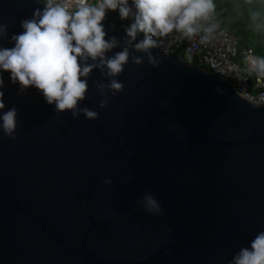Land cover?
Listing matches in <instances>:
<instances>
[{"label": "water", "instance_id": "95a60500", "mask_svg": "<svg viewBox=\"0 0 264 264\" xmlns=\"http://www.w3.org/2000/svg\"><path fill=\"white\" fill-rule=\"evenodd\" d=\"M44 6L0 0V48ZM103 24L117 42L106 57L129 59L117 76L82 61L95 67L78 109L96 119L56 112L0 70V116L17 109L16 139L0 128V264H228L264 231V103ZM149 194L163 214L148 213Z\"/></svg>", "mask_w": 264, "mask_h": 264}, {"label": "clouds", "instance_id": "9594fccd", "mask_svg": "<svg viewBox=\"0 0 264 264\" xmlns=\"http://www.w3.org/2000/svg\"><path fill=\"white\" fill-rule=\"evenodd\" d=\"M44 4L42 10H35L32 19L21 21L24 31L11 37L15 46L0 48V70L11 73V81L19 82L21 92L34 86L48 104L55 105L56 112L71 111L76 117L83 111L88 119H96L99 114L88 108L78 109V103L88 91V82L82 77H87L95 65L83 62L100 59L101 66H107L108 75L117 76L129 59L127 48L112 58L106 57L117 43L114 37L105 39L103 21L108 10L118 9L121 19L134 17L127 35L135 40L138 33H143V39L135 44L137 50L143 51L156 46L154 37L173 31L193 36L199 22L215 10L214 0H133L134 13L128 0H44ZM250 62L264 75V57L252 58ZM135 63H140V59ZM3 86L0 76V88ZM108 87L119 92L123 84L113 79ZM3 97L4 92L0 91V109L5 107ZM16 117L15 107L0 116V128L11 139H16ZM145 208L149 214H163L161 204L151 194L145 197ZM228 264H264V231L255 236L250 247L240 248Z\"/></svg>", "mask_w": 264, "mask_h": 264}, {"label": "built area", "instance_id": "2783aa9c", "mask_svg": "<svg viewBox=\"0 0 264 264\" xmlns=\"http://www.w3.org/2000/svg\"><path fill=\"white\" fill-rule=\"evenodd\" d=\"M89 2L95 3L96 0ZM128 7L135 12L133 0H128ZM104 20L127 32L134 17L130 15L127 19H121L117 9L108 10ZM136 37L142 40L143 33H138ZM154 40L155 47L161 51L182 56L188 62L208 68L231 81L246 99L264 103V75L259 74L250 62L252 58L263 56L257 55L252 47L242 46L240 36L221 25L212 13L199 22L193 36L173 31L166 36L154 37Z\"/></svg>", "mask_w": 264, "mask_h": 264}, {"label": "trees", "instance_id": "16d2710c", "mask_svg": "<svg viewBox=\"0 0 264 264\" xmlns=\"http://www.w3.org/2000/svg\"><path fill=\"white\" fill-rule=\"evenodd\" d=\"M214 4L215 19L239 35L242 46L264 57V0H214Z\"/></svg>", "mask_w": 264, "mask_h": 264}]
</instances>
